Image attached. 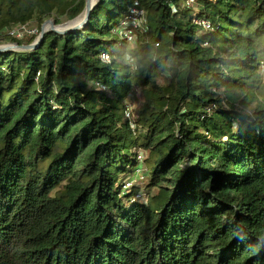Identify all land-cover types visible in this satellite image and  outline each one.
Listing matches in <instances>:
<instances>
[{
	"label": "trees",
	"instance_id": "1",
	"mask_svg": "<svg viewBox=\"0 0 264 264\" xmlns=\"http://www.w3.org/2000/svg\"><path fill=\"white\" fill-rule=\"evenodd\" d=\"M85 1L0 0V39ZM185 2L100 0L82 30L0 52V264H264V0Z\"/></svg>",
	"mask_w": 264,
	"mask_h": 264
},
{
	"label": "built area",
	"instance_id": "2",
	"mask_svg": "<svg viewBox=\"0 0 264 264\" xmlns=\"http://www.w3.org/2000/svg\"><path fill=\"white\" fill-rule=\"evenodd\" d=\"M185 5L188 8L191 9H196L198 5V0H186ZM124 22V27H120L119 30L121 32V36L124 38L126 43L130 46H133L136 43V36L137 32L139 29H141L142 33L141 35H146L149 31L148 29V19L147 15L144 11L139 9V3L134 2V4L129 8V14L125 18ZM122 22V23H123ZM193 25L206 30L210 31L212 29V25L208 20L202 19V18H194L192 20ZM49 31L50 30V25L45 24L42 26V28H39L37 26H32V25H14L11 26L7 31H6V36L8 38H13L16 40H21V41H26V40H34V44L37 43V41L40 39L41 33L43 30ZM138 37V36H137ZM129 64H134V60L130 57L126 58ZM102 60L106 63H110V58L106 54L102 55ZM262 76L264 77V65L262 66L261 69ZM138 100L136 96L133 94H130L128 98L125 100V115L127 119L131 122V127L134 129L135 124H134V119H136V115L134 114V111L138 107ZM138 162L139 163H144L148 159V153L145 150L140 149L138 151ZM139 170L137 174L140 173ZM136 174V175H137ZM135 176V175H134ZM133 176H129L125 179V185H124V190L127 191L128 193L132 192L133 189V184L135 181H133L131 178Z\"/></svg>",
	"mask_w": 264,
	"mask_h": 264
},
{
	"label": "water",
	"instance_id": "3",
	"mask_svg": "<svg viewBox=\"0 0 264 264\" xmlns=\"http://www.w3.org/2000/svg\"><path fill=\"white\" fill-rule=\"evenodd\" d=\"M90 2H91V0H86L85 1V9H84L83 13L79 17H77L76 19H74L72 21H69L67 23V24H70V23L78 20L82 16H84V19L82 21L81 26H79L77 28H74V29H70V30L64 31V32H60V31H58V30L55 29L58 26L54 25L53 21L49 20V21L45 22V24L47 23V24L50 25V30L49 31H46L44 29L42 31V33H41V36H40L39 41L36 44L27 45V46H20L18 44L9 45V46L8 45L7 46L6 45L5 46H0V52H9V51H13L14 52V51H31V50H35V49H37L43 43L46 34H48L50 32L57 33L59 35H65V34H69V33H73V32L79 31L80 28H84L88 24L92 11L95 9V7L99 3L98 2L96 5H91Z\"/></svg>",
	"mask_w": 264,
	"mask_h": 264
},
{
	"label": "rangeland",
	"instance_id": "4",
	"mask_svg": "<svg viewBox=\"0 0 264 264\" xmlns=\"http://www.w3.org/2000/svg\"><path fill=\"white\" fill-rule=\"evenodd\" d=\"M120 19H121V17L119 18V19H117L116 21H115V23H113V26L114 25H117L118 24V22L120 21ZM49 21V20H48ZM51 21H53V20H51ZM47 22V21H46ZM53 23H54V25H56L55 24V22L53 21ZM67 23L68 22H63L62 24H60V25H56V26H64V25H67ZM124 25V22L121 24V26L122 27H124L123 26ZM80 30H82V28H80ZM138 32L139 33H141V34H143L142 33V31H141V29H139L138 30ZM138 32H137V36H143V35H141V34H138ZM136 36V38H138ZM10 38H4V39H0V46H9V45H15L16 43H14V42H10V40H9ZM34 40L35 39H32V40H26V41H21V40H17V41H19V42H21V43H24L23 45H20V46H27V45H33L34 44ZM36 41V40H35ZM39 41V40H38ZM37 41V42H38ZM19 45V44H18ZM134 96H136V93H132ZM138 95H140V100H141V94L140 93H137V96ZM138 103H139V100H138ZM146 178V174H145V171L143 170V171H140V173L139 174H137V175H135V176H133L131 179L133 180V181H135L134 182V184H133V186H135V184H137V182L138 181H141L143 178ZM135 190V189H134Z\"/></svg>",
	"mask_w": 264,
	"mask_h": 264
},
{
	"label": "bare ground",
	"instance_id": "5",
	"mask_svg": "<svg viewBox=\"0 0 264 264\" xmlns=\"http://www.w3.org/2000/svg\"><path fill=\"white\" fill-rule=\"evenodd\" d=\"M100 0H91L90 4L91 5H96ZM84 19V16H82L81 18H79L78 20L70 23V24H67V25H64V26H60V27H56L55 29L60 31V32H64V31H67V30H70V29H74V28H77L79 26H81L82 24V21Z\"/></svg>",
	"mask_w": 264,
	"mask_h": 264
}]
</instances>
